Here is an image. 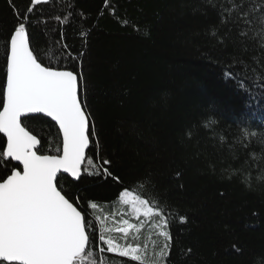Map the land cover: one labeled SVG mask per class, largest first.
<instances>
[{
  "label": "trees",
  "instance_id": "1",
  "mask_svg": "<svg viewBox=\"0 0 264 264\" xmlns=\"http://www.w3.org/2000/svg\"><path fill=\"white\" fill-rule=\"evenodd\" d=\"M29 6L30 0H0V90L6 82L4 38L17 22L16 8ZM69 13L64 25L49 19ZM37 20L56 29L45 34L43 23L35 27L45 64L57 51L84 52L69 60L67 70L82 66L86 78L87 110L97 132L90 140L98 142L87 155L101 172L112 173L84 174L77 182L66 177V189L80 197L96 229L89 259L137 264L107 252L99 240L102 226L113 229L106 235L115 242L138 243L149 255L163 244L159 217L136 219L119 199L128 190L171 218L168 264H252L253 255L264 252V151L256 148L252 158L249 153L264 136L249 147L237 138L246 127L264 129V53L252 44L242 52L239 27L221 24L207 0H53L35 6L29 21ZM83 29H90L86 43ZM28 126L44 154L62 146L50 120ZM0 147H6L2 134ZM4 167L0 161V176ZM124 219L140 227L133 230L135 240L115 231Z\"/></svg>",
  "mask_w": 264,
  "mask_h": 264
},
{
  "label": "snow or ice",
  "instance_id": "2",
  "mask_svg": "<svg viewBox=\"0 0 264 264\" xmlns=\"http://www.w3.org/2000/svg\"><path fill=\"white\" fill-rule=\"evenodd\" d=\"M50 2L53 0H30L31 6L26 11L16 8L17 22L4 38L6 82L0 90V134L6 137V147H0V161L6 167L4 175L0 176V264H97V260L89 259L94 256L90 245L95 240L96 229L87 218L85 208L80 207V197L66 189L65 174L79 181L84 174L112 176V173L107 168L101 172L100 166L87 155L90 144L98 147V142L90 140L97 132L87 110L86 78L82 66L79 71L67 70L69 60L81 59L84 52L73 56L70 51L67 54L57 51L54 62L49 59L47 64L41 59L35 27L43 23L41 31L45 34L56 29H48L46 20L30 22L29 16L35 6ZM207 2L218 9L221 24L232 23L239 27L242 52H247L252 44L258 54L264 53V0ZM70 15L57 14L49 19L64 25L69 23ZM89 33L90 29L80 33L85 43ZM211 35L216 36V31ZM252 61H257L256 55ZM41 114L54 121L62 134V146L55 149V154H44L41 139L28 126L31 121H39ZM261 136H264V129L257 133L246 127L237 142L246 141L243 146L249 147ZM256 148L264 151V142L253 147L249 158L255 155ZM13 161L22 165V169L10 166ZM110 163V160H103L105 165ZM120 198L130 205L137 218L141 215L159 217L158 234L164 242L158 251L149 255L146 247L138 243L115 242L106 235L113 229L102 226L99 240L107 246V252L130 258L137 264H168L173 247L171 218L141 195L125 190ZM91 207L95 208L96 204L92 203ZM180 221L185 222L186 217H180ZM121 223L115 231L122 233L125 241L129 237L135 240L133 230L139 233L140 227L128 219ZM104 251L103 247L99 248V252ZM252 264H264V252L255 253Z\"/></svg>",
  "mask_w": 264,
  "mask_h": 264
},
{
  "label": "water",
  "instance_id": "3",
  "mask_svg": "<svg viewBox=\"0 0 264 264\" xmlns=\"http://www.w3.org/2000/svg\"><path fill=\"white\" fill-rule=\"evenodd\" d=\"M41 117H42V114H41ZM44 118H46V119H48V120H50L51 121V119L50 118H47V117H44ZM52 123H54L55 124V122L54 121H51ZM57 126V125H56ZM57 128H58V126H57ZM3 135V134H2ZM61 138H62V134H61ZM5 139H6V137H5ZM89 151V150H88ZM88 153V152H87ZM14 162V164L15 165H17L18 167H20L21 169H22V165H18V162H15V161H13ZM83 167V166H82ZM65 176L66 177H68L67 176V174H65ZM68 178H70L71 180H72V178L71 177H68ZM73 181V180H72ZM75 182H77V181H75Z\"/></svg>",
  "mask_w": 264,
  "mask_h": 264
},
{
  "label": "rangeland",
  "instance_id": "4",
  "mask_svg": "<svg viewBox=\"0 0 264 264\" xmlns=\"http://www.w3.org/2000/svg\"><path fill=\"white\" fill-rule=\"evenodd\" d=\"M133 193V192H132ZM122 202H123V200L121 199V198H119ZM130 206V205H129ZM130 214H131V216H133L134 218H136V219H139V218H141V219H146V218H149V217H144L143 215H141L139 218H137L134 214H132V212H131V207H130Z\"/></svg>",
  "mask_w": 264,
  "mask_h": 264
}]
</instances>
